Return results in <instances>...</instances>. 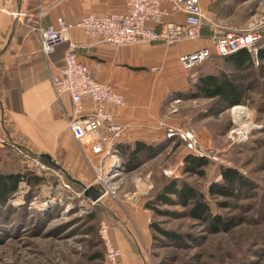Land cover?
Returning <instances> with one entry per match:
<instances>
[{
	"label": "rangeland",
	"instance_id": "1",
	"mask_svg": "<svg viewBox=\"0 0 264 264\" xmlns=\"http://www.w3.org/2000/svg\"><path fill=\"white\" fill-rule=\"evenodd\" d=\"M211 12L220 31H248L264 23V0H214ZM207 66L211 68L212 63ZM238 83L242 99L233 105L206 98L177 100L175 94L183 90L181 86L169 92L163 103V108L177 110L166 120L193 130L203 144L219 152L224 163L212 161L203 177L184 174L180 163L183 144L167 138L159 143V154L140 167L130 171L122 163L121 172L113 178L118 193L97 204L82 193V183L94 177L87 163L83 175L68 170L61 162L63 170L52 166L45 173L32 171L42 180L21 181L18 190L0 202V264H106L104 258L97 257L101 252L104 255L101 221L107 218L114 225L118 218L111 211L114 204L137 197L145 204L170 179L194 184L206 193L214 213L234 218L237 224L229 231L213 233L207 222L188 217L182 205L160 206L168 212L158 215L152 211L150 223H159L181 237L173 240L150 227L151 234L157 236L152 237L147 249L150 264H264V68L254 64L239 72ZM237 106L245 112L239 119L234 111ZM242 123L253 126L249 140L233 142L230 131ZM9 154L10 164L2 170L31 172L24 148L14 142ZM222 165L237 168L253 186L240 190L234 198L208 195L209 184L221 179ZM67 174L79 181L70 182L71 191L61 187L62 180L69 182ZM219 200H227L230 205L220 207Z\"/></svg>",
	"mask_w": 264,
	"mask_h": 264
},
{
	"label": "crops",
	"instance_id": "2",
	"mask_svg": "<svg viewBox=\"0 0 264 264\" xmlns=\"http://www.w3.org/2000/svg\"><path fill=\"white\" fill-rule=\"evenodd\" d=\"M199 2L215 21L211 12L214 0ZM126 6L127 0H0V170L10 164V147L15 142L28 152L49 155L77 175L85 173L87 162L68 127L73 115L71 97L64 94L57 100L50 81L63 64L67 44L57 47L49 56L44 55L34 14L39 8L45 10L44 24L55 23L60 16L77 22L89 13H123ZM13 11L27 12L28 16L18 18L20 14L14 15ZM167 19L183 22L185 16L172 14ZM211 35V28L205 24L197 40H183L170 46L163 42L114 46L79 28L69 32L79 59L94 77L112 83L126 97L123 107L108 105L116 120L128 125L120 142L140 140L154 145L167 139L166 126L172 125L166 117L174 110L163 108L165 96L177 86L189 89L190 77L194 81L196 78L193 71L181 68L179 57L211 46ZM93 109V102L86 98L85 111ZM181 147L180 163L184 164L183 157L189 152ZM87 166L91 170L88 163ZM118 203L111 208L118 217L115 224L106 219L111 223V234L122 251L124 264H150L147 249L152 243V210L146 209L139 197Z\"/></svg>",
	"mask_w": 264,
	"mask_h": 264
},
{
	"label": "built area",
	"instance_id": "3",
	"mask_svg": "<svg viewBox=\"0 0 264 264\" xmlns=\"http://www.w3.org/2000/svg\"><path fill=\"white\" fill-rule=\"evenodd\" d=\"M179 13L185 16L183 22L167 19V16ZM12 14H20L18 18L28 16L27 12L13 11ZM34 15L35 30L44 55L49 56L57 47L67 44L63 64L59 72L51 76L50 81L57 100L64 94L71 97L73 115L68 120V127L94 174L93 180L82 188V193L93 204L100 203L107 196L115 197L119 191L113 181L121 172L119 166L122 165L116 145L123 138L128 125L118 122L108 105L123 107L126 105V97L112 83L95 78L89 67L79 59L77 45L69 38L72 29H82L89 36L114 46L150 42H163L170 46L183 40H197L201 37L202 27L207 24L212 30V45L196 48L179 57L181 68L187 72L203 64L214 54L225 56L241 49H246L254 63L259 64L258 52L264 42L263 22L248 31L236 28L220 31V25L199 0H127L126 11L123 13H89L77 22H70L60 16L55 23L44 24L46 11L42 8ZM86 98H90L94 104V109L90 112L85 111ZM252 128L253 126L245 123L237 125L231 129L230 138L233 142H246ZM166 137L180 140L189 153L206 156L215 163L225 162L221 160L219 152L203 144L191 129L168 125ZM26 152L29 171L41 174L52 167L40 155ZM91 186L101 191V196L96 200L86 195ZM61 187L73 190L72 184L64 180ZM99 235L105 247L107 264H124L122 251L112 237L111 223L107 219L101 221Z\"/></svg>",
	"mask_w": 264,
	"mask_h": 264
},
{
	"label": "trees",
	"instance_id": "4",
	"mask_svg": "<svg viewBox=\"0 0 264 264\" xmlns=\"http://www.w3.org/2000/svg\"><path fill=\"white\" fill-rule=\"evenodd\" d=\"M258 59L259 64L264 68V42L260 46ZM217 61H219V65L215 66ZM208 63H212L211 68L207 66ZM254 64L251 54L246 49H241L225 56L214 54L203 64L191 70L193 72L197 71L195 81L194 78L190 77V88L176 92L175 97L183 100L206 98L219 100L227 105L236 104L242 99L238 73L254 66ZM160 145L138 140L133 143L118 142L116 149L123 160L122 163L125 168L132 171L140 167L146 160L158 155L157 147ZM183 161V173L198 177L205 176L207 167L212 163L206 156L193 153H187L183 157ZM219 168L221 179L212 181L209 184L208 195L224 199L234 198L238 196L240 190L253 186L251 180L237 168L224 165ZM67 176L69 182L79 184V181L72 179L68 174ZM34 180L41 181L42 178L32 172L23 173L0 170V202L4 203L11 194L16 192L21 181L32 183ZM177 204L187 209L186 214L188 217L207 222L210 231L213 233L229 231L237 224L234 218H226L221 213H214L206 193L200 191L194 184L185 179H170L166 181L145 202L144 207L159 215L168 212L161 209L160 206ZM218 205L220 207H228L230 204L227 200H219ZM95 216L94 214L92 217L94 218ZM150 227L161 235L173 240L181 237L179 233L165 229L156 222L150 223ZM152 237L157 239L155 234ZM105 254L104 247V255L101 252L97 254V257L99 259L104 258L107 264Z\"/></svg>",
	"mask_w": 264,
	"mask_h": 264
},
{
	"label": "water",
	"instance_id": "5",
	"mask_svg": "<svg viewBox=\"0 0 264 264\" xmlns=\"http://www.w3.org/2000/svg\"><path fill=\"white\" fill-rule=\"evenodd\" d=\"M41 157L45 162L51 164L52 166H54L56 168L63 170V167L61 165L57 164L55 161H53L49 155L44 154ZM86 195L91 196L94 200H96L101 196V191L98 188H96L95 186H91L87 189Z\"/></svg>",
	"mask_w": 264,
	"mask_h": 264
},
{
	"label": "bare ground",
	"instance_id": "6",
	"mask_svg": "<svg viewBox=\"0 0 264 264\" xmlns=\"http://www.w3.org/2000/svg\"><path fill=\"white\" fill-rule=\"evenodd\" d=\"M243 110H244V108L241 106H237L234 108V111H235L237 118H239L241 116V114L245 113V112H243Z\"/></svg>",
	"mask_w": 264,
	"mask_h": 264
}]
</instances>
